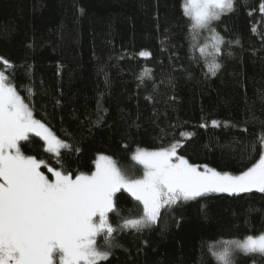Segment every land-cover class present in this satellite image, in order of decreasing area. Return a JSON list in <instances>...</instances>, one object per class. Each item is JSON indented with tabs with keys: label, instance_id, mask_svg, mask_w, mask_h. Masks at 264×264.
Wrapping results in <instances>:
<instances>
[{
	"label": "trees",
	"instance_id": "trees-1",
	"mask_svg": "<svg viewBox=\"0 0 264 264\" xmlns=\"http://www.w3.org/2000/svg\"><path fill=\"white\" fill-rule=\"evenodd\" d=\"M184 2L0 0V57L14 75L2 64L0 71L34 117L71 146L61 150L60 163L39 137L22 150L74 175L90 174L106 155L139 177L136 149L176 141L177 154L200 167L238 175L256 163L264 154V0H234V10L210 24L225 41L215 75L207 68L211 57L195 46L209 43L211 33L192 28ZM144 69L150 77L141 81ZM115 199L123 216L141 214L126 191ZM109 220L122 223L113 213ZM260 234L264 193H208L162 209L141 231H117L118 246L99 264H221L210 246L219 251L222 241ZM230 259L264 264L263 253L233 250Z\"/></svg>",
	"mask_w": 264,
	"mask_h": 264
},
{
	"label": "snow or ice",
	"instance_id": "snow-or-ice-1",
	"mask_svg": "<svg viewBox=\"0 0 264 264\" xmlns=\"http://www.w3.org/2000/svg\"><path fill=\"white\" fill-rule=\"evenodd\" d=\"M182 8L194 22L193 29H209L211 33L210 43L195 46L205 59L211 57L207 68L215 75L221 67L216 57L225 41L209 26L221 14L234 10V0H185ZM260 11L264 12V4ZM139 55L147 57L150 53L142 51ZM0 64L14 75L9 60L0 57ZM144 77H150L149 69H144L139 79ZM211 123L218 126L215 120ZM32 136L42 139L57 163L61 150L71 147L34 117L32 107L6 71H0V264H99L108 260L112 247L118 246L113 245L117 231H141L155 224L166 207L212 192L239 194L255 189L264 193V154L238 175L207 165L201 171L200 166L177 154L180 142L176 141L159 150L136 149L131 158L143 167L139 177L130 176L106 155L98 156L90 174L74 175L26 154L22 149L32 143ZM259 141L264 144V135ZM121 190L142 206L139 216L121 214L115 199ZM109 213L122 223L114 226ZM98 237L102 244H98ZM220 247L222 250L217 251L210 246L211 254L221 264H231L234 248L264 253V234L248 235L243 241L225 240Z\"/></svg>",
	"mask_w": 264,
	"mask_h": 264
},
{
	"label": "rangeland",
	"instance_id": "rangeland-1",
	"mask_svg": "<svg viewBox=\"0 0 264 264\" xmlns=\"http://www.w3.org/2000/svg\"><path fill=\"white\" fill-rule=\"evenodd\" d=\"M194 23V22H193ZM210 43V42H209ZM209 51H211V48H209L208 49ZM45 148H46V146H45ZM135 163H137L136 161H134ZM138 164V163H137ZM140 165V164H139ZM141 167H142V165H140ZM95 170V169H94ZM93 170V171H94ZM200 170L202 171L203 170V167H200ZM142 171H143V167H142ZM124 191V190H123ZM253 191H257V190H255V189H253ZM212 193H216V192H212ZM208 194V193H207ZM227 194H230V193H227ZM241 241H243V240H241ZM222 250V249H221ZM233 250H240V249H238V248H234ZM264 254V253H263Z\"/></svg>",
	"mask_w": 264,
	"mask_h": 264
}]
</instances>
